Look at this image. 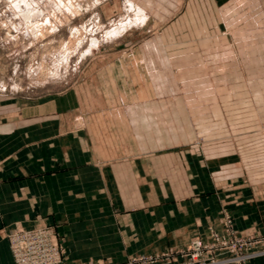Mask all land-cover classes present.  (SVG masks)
<instances>
[{
	"label": "crops",
	"instance_id": "crops-1",
	"mask_svg": "<svg viewBox=\"0 0 264 264\" xmlns=\"http://www.w3.org/2000/svg\"><path fill=\"white\" fill-rule=\"evenodd\" d=\"M139 62L114 60L101 88H70L33 114L0 111V264H15L9 234L37 224L56 228L62 264H124L186 248L221 229L224 210L238 232H264L260 171L203 136L197 146L171 144L170 104L154 102V82H139Z\"/></svg>",
	"mask_w": 264,
	"mask_h": 264
},
{
	"label": "rangeland",
	"instance_id": "rangeland-1",
	"mask_svg": "<svg viewBox=\"0 0 264 264\" xmlns=\"http://www.w3.org/2000/svg\"><path fill=\"white\" fill-rule=\"evenodd\" d=\"M129 56L139 57V82H154V102L170 104L171 144L197 146L203 136L264 179V0H0L5 118H14L18 106L33 114L41 101L73 87L94 92L111 62ZM168 121L156 120L161 138ZM226 211L221 229L210 226L207 238L129 256L124 264H245L263 257L223 262L240 252L223 240L264 236L238 232ZM53 228L62 264L64 246ZM197 240L206 248L200 253Z\"/></svg>",
	"mask_w": 264,
	"mask_h": 264
},
{
	"label": "built area",
	"instance_id": "built-area-1",
	"mask_svg": "<svg viewBox=\"0 0 264 264\" xmlns=\"http://www.w3.org/2000/svg\"><path fill=\"white\" fill-rule=\"evenodd\" d=\"M53 226L38 225L33 228H18L9 235L10 247L16 264H57L60 261L61 247L59 246ZM223 245L232 246L239 250L233 258L223 262L235 261L238 263L264 255V249H255L264 243V236H249L243 239H233L230 243L225 239ZM200 253L205 248L200 240L194 242ZM233 250V251H234ZM213 263H218L213 261Z\"/></svg>",
	"mask_w": 264,
	"mask_h": 264
},
{
	"label": "bare ground",
	"instance_id": "bare-ground-1",
	"mask_svg": "<svg viewBox=\"0 0 264 264\" xmlns=\"http://www.w3.org/2000/svg\"><path fill=\"white\" fill-rule=\"evenodd\" d=\"M137 10H138V8H137ZM141 11V10H140ZM141 15V14H140ZM144 16V15H143ZM137 17V16H136ZM109 33V32H108Z\"/></svg>",
	"mask_w": 264,
	"mask_h": 264
}]
</instances>
